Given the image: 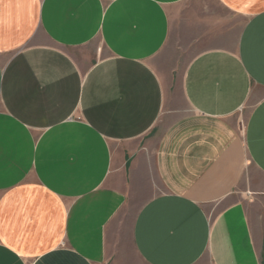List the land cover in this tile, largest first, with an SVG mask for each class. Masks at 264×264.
<instances>
[{"label": "crops", "instance_id": "obj_1", "mask_svg": "<svg viewBox=\"0 0 264 264\" xmlns=\"http://www.w3.org/2000/svg\"><path fill=\"white\" fill-rule=\"evenodd\" d=\"M0 264H264V0H0Z\"/></svg>", "mask_w": 264, "mask_h": 264}, {"label": "rangeland", "instance_id": "obj_2", "mask_svg": "<svg viewBox=\"0 0 264 264\" xmlns=\"http://www.w3.org/2000/svg\"><path fill=\"white\" fill-rule=\"evenodd\" d=\"M211 1V0H210Z\"/></svg>", "mask_w": 264, "mask_h": 264}]
</instances>
